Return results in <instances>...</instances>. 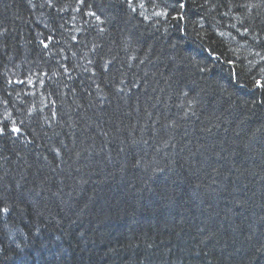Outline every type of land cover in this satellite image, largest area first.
Masks as SVG:
<instances>
[{
	"label": "trees",
	"instance_id": "trees-1",
	"mask_svg": "<svg viewBox=\"0 0 264 264\" xmlns=\"http://www.w3.org/2000/svg\"><path fill=\"white\" fill-rule=\"evenodd\" d=\"M258 82L264 0H0V264H264Z\"/></svg>",
	"mask_w": 264,
	"mask_h": 264
},
{
	"label": "snow or ice",
	"instance_id": "snow-or-ice-1",
	"mask_svg": "<svg viewBox=\"0 0 264 264\" xmlns=\"http://www.w3.org/2000/svg\"><path fill=\"white\" fill-rule=\"evenodd\" d=\"M257 86H258V87H264V84H260V83L258 82V83H257ZM0 131H2V130H0ZM13 131L18 132L19 129H13ZM0 211H2V212H4V213H7L9 210H8L7 207H3L2 209H0Z\"/></svg>",
	"mask_w": 264,
	"mask_h": 264
}]
</instances>
